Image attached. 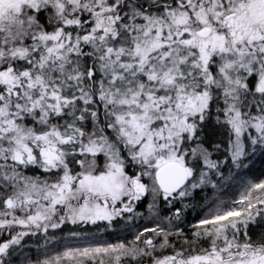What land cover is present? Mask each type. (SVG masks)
I'll return each instance as SVG.
<instances>
[{
  "label": "snow or ice",
  "instance_id": "snow-or-ice-1",
  "mask_svg": "<svg viewBox=\"0 0 264 264\" xmlns=\"http://www.w3.org/2000/svg\"><path fill=\"white\" fill-rule=\"evenodd\" d=\"M0 264H264V0H0Z\"/></svg>",
  "mask_w": 264,
  "mask_h": 264
}]
</instances>
